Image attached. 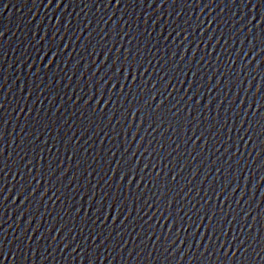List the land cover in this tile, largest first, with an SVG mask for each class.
Segmentation results:
<instances>
[{
  "label": "water",
  "instance_id": "water-1",
  "mask_svg": "<svg viewBox=\"0 0 264 264\" xmlns=\"http://www.w3.org/2000/svg\"><path fill=\"white\" fill-rule=\"evenodd\" d=\"M0 264H264V0H0Z\"/></svg>",
  "mask_w": 264,
  "mask_h": 264
}]
</instances>
